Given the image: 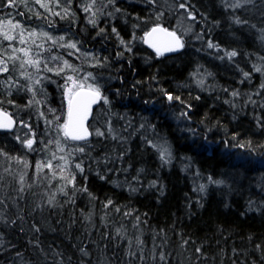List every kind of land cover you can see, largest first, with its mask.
Segmentation results:
<instances>
[{
    "label": "trees",
    "instance_id": "obj_1",
    "mask_svg": "<svg viewBox=\"0 0 264 264\" xmlns=\"http://www.w3.org/2000/svg\"><path fill=\"white\" fill-rule=\"evenodd\" d=\"M88 2L72 0L71 11L76 14L72 29L75 36H69L83 42L82 52L93 49L98 50L102 57H108L109 64L103 71L106 77L113 79L102 81L107 84L104 92L113 101L111 113H118L124 119L112 117V126L118 133L116 139L106 131L104 136H96L95 128L103 130L106 116L110 115L107 106L101 102L89 126L92 135L87 140V146L84 142L70 145L85 148L82 154L84 173L77 172L74 167L71 170L76 172L77 187L86 186L88 191L77 192L69 200L57 191L62 184L60 175L52 178L53 170L59 171L56 168L60 163L58 159L52 160L53 169L42 168L38 175L36 171L37 161L44 164L51 159L48 150H42L41 139L45 144L50 139H56L55 130L45 128L44 117L39 115L41 109L36 104L25 107L33 98L30 91H13L11 97H7L0 84V98L15 101L14 105L3 106L17 121L12 131H0V146L9 153L7 157L0 154V214L6 218L0 219V264H264V207L256 210L259 202L264 201V163L256 158L252 164L241 167L235 156L225 155L222 145L209 150L200 147L204 143L200 135L204 133V124L209 127L216 125L213 133L208 134L209 141L219 143L225 135L240 132L242 139L251 138L254 145L264 143V128L256 124L258 117H264V90L256 95L260 84L264 83V72H255L253 68V65H264V61L260 60L264 57V41L260 39L259 31L264 28V0H252L251 3L240 0L244 6L237 8L225 7L222 0H191L198 20L201 13H207L203 22L195 23L193 28V33L205 29L203 40H197L193 33H189L184 36L182 54L170 57L155 56L140 39L136 40L131 54L124 52L116 34L111 31L113 26L116 27L125 41L131 39L133 31L138 38L143 36L141 29L147 31L148 28L142 23L141 28L134 29L133 26L140 23L137 15L141 20L145 17L154 20L150 15L154 8L151 0H117V6L124 9L126 15L116 14L114 19L102 16L98 27L89 24L88 14L78 7V4ZM226 2L232 4L237 0ZM24 3L18 0L15 8L0 5V21L4 22L5 30L8 19L13 24L20 21L26 43H20V29L17 28L11 33L16 37L11 42L4 40L0 34V41L3 42L0 47L8 48L9 43L16 48L28 47L32 39L39 44L41 37L28 35L33 29L50 32L53 37L65 35L68 20L73 19L71 15L61 20L36 4L35 0H24ZM163 3L164 0H157V11ZM59 4L63 7L58 6L56 0H51L49 6L52 12L63 15L69 4L67 0H59ZM36 12L41 15L37 17ZM234 17L248 23L237 24ZM177 19L178 14L166 10L161 22L179 32ZM48 20L54 23L49 25L46 23ZM212 21H219V24L213 25ZM180 22L184 27L189 23L186 18ZM99 28H104L105 32L97 35ZM207 28L212 29L211 33L207 32ZM208 39L228 50L236 49L240 55L233 60L226 57L221 60L218 56L224 55L223 51L217 53L215 49H208L205 43ZM50 43L46 41L45 48ZM31 46L35 51V45ZM52 51L74 65L79 63L70 55L74 50L53 48ZM118 52L124 54L117 56ZM17 55L23 56V53ZM0 56H3L2 52ZM10 56L11 49H8V56L4 58L7 60ZM197 65L203 66L201 71L206 68L214 74L206 82L213 86L210 91L199 89L189 77ZM52 66L50 63L49 67ZM84 67L94 70L88 64ZM24 70L33 71L30 67ZM241 70L251 73V78L243 77ZM18 71L19 61L16 70L9 63V74L15 78ZM9 74L0 73V80L7 79ZM68 74L73 73L68 71ZM49 75L51 82H44L47 95L38 90L35 99L46 100L42 107L48 120H51L48 106L57 109L59 114L62 106L66 109L67 101L60 87L64 79L58 78L55 73ZM152 76L158 83L150 79ZM115 77H123V80ZM19 79L24 82L23 77ZM137 81L142 83L136 84ZM133 84H136L135 89ZM178 85L183 87L177 90ZM160 87L180 95L193 105L188 111L191 120L176 118L186 110L184 105L174 102L169 108L156 91ZM109 89H120L122 95L114 97ZM232 90H239L240 95L232 98ZM249 95L256 101L255 105L247 101ZM197 96L200 97L198 100L195 99ZM149 99H161L164 107L157 105L155 113L146 111L143 101ZM229 100H234L243 110L226 102ZM142 116L156 124L157 130L171 143L176 160L170 167H161L154 150L146 147L143 137L148 135L153 138L150 131L147 128L137 131ZM128 118H132L131 127L126 123ZM20 119L31 124L36 133L35 151L14 138L18 135ZM261 122L264 123V120ZM189 128L197 129L199 134L193 136L187 131ZM49 131L53 135H49ZM120 135L126 138V142L120 141ZM20 137L21 140L25 138ZM49 149L57 157L65 155L54 145H49ZM121 153L124 154L123 161L117 159ZM80 156L77 153L76 159L79 160ZM105 157L110 161L107 167L103 163ZM182 157L192 158L193 167L189 171L183 170L182 164L187 161ZM129 164L132 167L125 173L123 169ZM140 167L145 168L146 175L141 174L142 185L133 183L138 190L132 192L123 181L126 177L132 181ZM196 167L204 176L227 174L231 190L213 185L209 186L206 196L199 193L197 185L201 179L195 176ZM109 168L111 172L107 171ZM84 176L87 179H83ZM101 176L105 178L101 179ZM157 179L159 183L155 187H148V181ZM113 180L121 183L114 184ZM161 185L163 191L160 190ZM53 194L55 203L49 205L47 200ZM108 199L113 200L114 205L105 208ZM250 199L257 202L251 210ZM37 205L43 207L38 208ZM114 206H119L120 211L116 212ZM125 212L132 214L125 216ZM137 216L140 217L139 224L135 220ZM117 228L121 229L120 233H117ZM81 249L88 255H84Z\"/></svg>",
    "mask_w": 264,
    "mask_h": 264
},
{
    "label": "snow or ice",
    "instance_id": "obj_2",
    "mask_svg": "<svg viewBox=\"0 0 264 264\" xmlns=\"http://www.w3.org/2000/svg\"><path fill=\"white\" fill-rule=\"evenodd\" d=\"M17 2L18 0H0V5H2L4 8H7L9 6L15 8L17 6ZM19 2L24 3V0H19ZM67 2L69 4V8L64 9V13L63 15H61L60 12H52L51 7L49 6L51 0H48V2H45V0H35L36 4H39L42 8L47 9V11L52 13L53 16H58L61 20H65L69 17V15H71L73 19L68 20L67 27L64 30L65 35L53 37L50 32H37L35 29L29 32V37L42 38L39 44L36 43L35 39H32L31 45H35V51H33L31 45H29L28 47L16 48L13 44L9 43L8 48L0 47V52L3 53V56H0V73L9 74V63L12 64L13 70H16V63L17 61H19L18 76L14 78L11 74H9L7 76V79L0 80V84L3 85V90L7 97H11L13 91H16L17 93L22 89L30 91L32 93L33 98H30L28 100V103L27 105H25V107H30L31 105L36 104V106L41 109L39 115L41 117H44L45 128H52L55 130L54 135L56 139H50L47 144H45L43 142V139H41V144L43 146L42 150H48L51 159H49L44 164H42L40 161H37L36 171L38 175L42 168L53 169L52 160L58 159L60 163L57 164L56 168L59 171L57 172L56 170H53L52 178L54 179L57 174L60 175L62 184L57 189V191L63 193L65 197H68V199L71 200L75 197L77 192L88 191L86 186L77 187L76 172H73L71 170L74 167L77 172L81 174L84 173L82 154H84L85 148L70 147V145H72L74 142H84L85 146H87V137L92 135V133L86 126V121L92 113L93 105L103 102V105L107 106L110 113V115L106 116L103 125V130L100 127L95 128L96 136H104L106 131L113 139H116L118 133L116 132V130H114L112 126V117L116 116L120 120H123L124 117L119 116L118 113H111V106L113 101L110 100L109 96L106 95L104 92V89L107 87V84L102 83V81L113 79V77L111 76L106 77L103 71L106 65L109 64L108 57H102L98 50L93 49H86L82 52L81 49L84 47L83 42L77 39L70 38L69 36V34H71V36H75V33L72 31V29L76 14L71 11L70 6L72 4V0H67ZM222 2L224 3L225 7L229 8H237L244 6L243 3H240V0H237L236 3L232 4H228L226 0H222ZM246 2L251 3L252 0H246ZM56 4L60 7H63L59 4V0H56ZM151 4L154 6V8L153 12L150 15L154 17V20L148 17H145L143 18V20H141V18L137 15V20H140V23H137L133 26L134 29L141 28L142 23L145 27H147V31L141 29V31H143V36L138 38L136 36L135 31H133L131 39L125 41V39L120 36V33L117 28L114 26L111 28L112 33L116 34L117 38L119 39L120 45L123 46L124 52H127L129 54L132 53L136 40L140 39L148 43L151 48L155 50V56L163 57L166 53H176L178 55H181V50L185 49L184 36H187L189 33H193L195 23L203 22V18L207 16V13H201L200 19L198 20L197 11L194 10L195 5L191 3V0H183V2H177V0H172L171 3H169V0H164V3L158 6L160 9L159 11L156 10L157 0H151ZM24 6L27 7V4L24 3ZM78 7L82 8L83 12L88 14L87 22L96 27H98L99 19L102 16L114 19L116 14L126 15L125 10L117 6V0H99V3L97 2V0H89L87 4H78ZM108 9L111 10L109 11ZM166 10L170 13L175 12L176 14H178L177 26L180 29L179 32L176 29L164 27L163 23L161 22L162 18L164 17V12ZM180 10H183V12H181ZM20 15L23 16V13H20ZM35 15L39 17L41 13L36 12ZM182 18H186L189 21L187 27H184L181 24L180 20ZM233 19L234 22L237 24L248 23L247 21L241 20L239 17H234ZM46 23L50 25L53 24L54 21L48 20ZM212 24L218 25L219 21H212ZM7 25L8 28L7 30H5L4 22L0 21V34L3 35L4 40L11 42L16 39V37L11 33L15 29L19 28L20 43L25 44L26 41L24 39V28L23 25L20 24V21H16L15 24H13L12 20L8 19ZM149 25L151 26L149 27ZM53 30L55 31L56 29ZM211 31V28H207L208 33H211ZM259 31L261 33L260 39L264 41V28H261ZM104 32V28H99L97 35H100ZM204 33L205 29L202 28L199 32H195L193 34L195 35V38L197 40H203ZM66 37L69 38L65 43ZM46 41H51L47 48H45ZM2 43L3 42L0 41V44ZM205 43L207 44L208 49H215L217 53H219L221 50L223 51L224 55L218 56V58L221 60H224L225 57L228 60H233V58L238 57L240 55V53L236 49L228 50L227 48H224L222 45H220L218 42L214 43L211 39H208L207 41H205ZM53 48L74 50L70 53V55L75 57V59L79 61V63L74 65L70 63L69 60L64 59L63 56H57L52 51ZM8 49H11V56L6 60L4 57L8 56ZM124 52H118L116 53V55L122 56ZM17 53H23V56L17 55ZM77 53H80V55L78 56ZM81 56L83 57V60H81ZM260 60L264 61V57H260ZM50 63L53 64L52 67H49ZM129 63H131V60H129ZM85 64H88L94 70H86L84 67ZM26 67L32 68L33 71L30 72L24 70ZM202 67V65H197L195 70L189 73V77L193 79L195 85L199 89L210 91L213 86L208 85L206 82L207 79L209 77H212L214 74L206 68L201 71ZM253 68L255 72H264V65H253ZM66 70L70 71L73 74H68V71ZM241 71L243 72V77L249 79L251 78V73L244 72L243 70ZM49 73H55L58 78L64 79V83L60 87L62 90V95L67 100L66 109L62 106L59 114H57V109L52 108L50 105L48 106L47 111L48 114L52 117L51 120H48V117L43 111L42 105L46 104V100L41 102L40 100L35 99L36 92L38 90L44 93L45 96L47 95L44 89V82H51L52 77L49 75ZM19 77L24 78L23 83H21ZM115 78L123 80V77ZM150 79L156 81L155 76H152ZM156 82L158 83V81ZM139 83L142 82H136V84ZM241 83H243V80H241ZM136 84L132 85L134 89L136 88ZM37 86H39V88H37ZM181 87H183V85H178L177 90H179V88ZM260 90H264V83L260 84L256 95H259ZM109 91L114 97H120L122 95L120 89H109ZM156 91L161 94L162 100L167 102V106L169 108H171V105L174 102L184 105L186 110L180 112L176 117L177 119H182L186 121L191 120V117L188 115V111L192 110V104L187 103L181 98L180 95H174L172 91H169L168 89H165L163 87L156 89ZM224 91L227 92L228 89H224ZM239 95V90H232L230 92V96L232 98H235ZM199 98V96L195 97V99L197 100ZM247 101H250L253 105L256 104V101L252 99L251 95L247 97ZM247 101L245 102V106L247 104ZM226 102L232 104L234 108L241 107L240 105H237L234 100H229ZM5 104L14 105L15 101L12 99L0 98V130H12L16 126L17 121L13 118V115L10 112L5 110L3 106ZM143 104L145 105L146 111L153 113L158 110L157 105H159L160 108L164 107V103L161 102V99L145 100L143 101ZM241 110H243L242 107ZM62 117L63 121L61 122ZM233 119H236V116H233ZM131 120L132 118H128V120L126 121L128 127H131ZM140 120L141 122L139 123L137 131L147 128L150 131L151 136L153 137L151 139L148 135H145L143 137L146 147L150 146L151 149L154 150L159 159L161 167H170L176 160L171 143L165 136H163L157 130L156 124L151 123L149 121L148 117L142 116ZM262 120H264V117H258L256 119V124L259 128H264V123L261 122ZM201 123L203 124L204 122L201 121ZM19 124L28 128L29 132L25 133V138L23 140H21V137L18 135L14 137L15 140L20 141L28 149H32L33 151H35V149H33V144L36 143V133L34 130H32V125L26 124L23 119L19 120ZM215 126L216 125H213V127H209L207 124H204V133L200 134L204 143L201 144L200 147L204 148L205 150H209L222 145L223 149L225 150V155L229 157L235 156L239 161V166L241 167L252 164L253 160L256 158H259L261 162L264 163V143H257L256 145H254L251 138L242 139L240 132H232L230 136L225 135L224 139L219 143L214 140L209 141L208 134L213 133V128ZM187 131L193 136L199 134L197 129L189 128L187 129ZM225 133H227V129H225ZM29 134L31 138H29ZM48 134L53 135V132L49 131ZM119 139L122 142H126V138L123 135H120ZM49 145H54L56 150L65 153V155L57 157L56 153L49 149ZM77 153L81 154L79 160L76 159ZM0 154H3L6 157L9 156V153L4 150L3 146H0ZM123 157L124 154L121 153L117 157V159L123 161ZM14 159L22 158L14 157ZM182 159L187 161L186 163L182 164L183 170L189 171L193 167L192 158L182 157ZM109 162V158L105 157L103 160L105 167H107V164ZM99 164L100 161L97 162V167H99ZM131 167L132 165L129 164L128 168L123 169V171L127 173L128 169H130ZM107 171L111 172L112 169L109 168L107 169ZM97 174L99 175V173ZM141 174L146 175V170L144 167H140L136 170V175L132 177V181H128L127 177L123 181V183H125L129 187L130 191L135 192L138 190L137 187H133V183H135L136 185H142L143 182L140 179ZM195 176L201 179V182L197 185V189L199 193H202L204 196L207 195L209 186L213 185L223 186L224 188L231 190L232 185L229 183V177H227V174H220L217 177H213L211 174L204 176L200 172V169L196 167ZM82 178L87 179L86 176ZM100 178L104 179L105 177L101 176ZM21 179H23V177H21ZM112 183L119 184L121 182L113 180ZM158 183L159 179L150 180L148 181V187H155ZM160 190L163 191L162 185ZM69 192L71 193V195H69ZM89 196H92V194L89 193ZM92 198L95 199L94 196H92ZM47 203L49 205H53L55 203V194L49 196ZM197 203H199V201H197ZM248 203L249 210H251L252 207L257 204L256 201H253L251 199ZM110 205H114V202L113 200L108 199L104 204V207L108 208V206ZM37 207L42 208L43 205H37ZM261 207H264V201L259 202V206L256 207V210L260 211ZM114 210L116 212H119L120 207L114 206ZM131 214V212L124 213L125 216H130ZM0 219L6 218L3 217L2 214H0ZM86 219H90V216H86ZM135 220L136 223L139 224L140 217H135ZM38 230L39 229L37 228V231ZM116 231L117 233H120L121 229L117 228ZM257 247H259V245H257ZM81 251L84 252V255H88V253L84 249H81Z\"/></svg>",
    "mask_w": 264,
    "mask_h": 264
},
{
    "label": "water",
    "instance_id": "obj_3",
    "mask_svg": "<svg viewBox=\"0 0 264 264\" xmlns=\"http://www.w3.org/2000/svg\"><path fill=\"white\" fill-rule=\"evenodd\" d=\"M164 27H166V26H164ZM168 28V27H167ZM145 45L152 51V52H155V50L153 49V48H151V46L148 44V43H146L145 42ZM184 50V49H183ZM183 50H181V52H183ZM174 55H178V54H176V53H166L165 54V56H163V57H170V56H174ZM101 103V102H100ZM100 103H98V104H96V105H93V107H92V113H91V115L88 117V120L86 121V126L88 127V129H89V131H90V128H89V126H90V123H91V121H92V119H93V115H94V112H95V109L99 106V104ZM7 111V110H6ZM13 118H14V116H13ZM15 119V118H14ZM16 120V119H15ZM15 128V127H14ZM13 130V129H12ZM12 130H0V131H12ZM91 136V135H90ZM90 136L89 137H87V140L90 138Z\"/></svg>",
    "mask_w": 264,
    "mask_h": 264
},
{
    "label": "rangeland",
    "instance_id": "obj_4",
    "mask_svg": "<svg viewBox=\"0 0 264 264\" xmlns=\"http://www.w3.org/2000/svg\"><path fill=\"white\" fill-rule=\"evenodd\" d=\"M36 7V6H35ZM38 8V7H37ZM67 101V100H66ZM12 114V113H11ZM29 132L28 128L24 127V126H21L19 125L18 127V130H17V134L20 135V136H25V133ZM29 138L30 137V134H29Z\"/></svg>",
    "mask_w": 264,
    "mask_h": 264
}]
</instances>
